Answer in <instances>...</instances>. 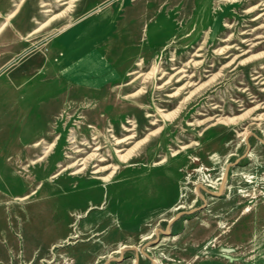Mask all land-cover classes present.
I'll return each mask as SVG.
<instances>
[{
    "label": "rangeland",
    "instance_id": "obj_1",
    "mask_svg": "<svg viewBox=\"0 0 264 264\" xmlns=\"http://www.w3.org/2000/svg\"><path fill=\"white\" fill-rule=\"evenodd\" d=\"M20 1L0 0V264H264V0H71L29 37L67 6ZM106 14L113 74L61 82L32 116L42 99L23 96L56 70L60 29ZM96 143L104 161L56 176Z\"/></svg>",
    "mask_w": 264,
    "mask_h": 264
},
{
    "label": "bare ground",
    "instance_id": "obj_2",
    "mask_svg": "<svg viewBox=\"0 0 264 264\" xmlns=\"http://www.w3.org/2000/svg\"><path fill=\"white\" fill-rule=\"evenodd\" d=\"M20 2H22V0ZM56 2L59 4V6H65L66 5L67 7L61 13L51 17L44 24L41 23L42 25H40V27H38L36 29H33V31L30 34H28L27 37H29V36L33 35L34 33L38 32L43 27L47 26L55 18H58L62 14H65L66 11H68L72 7L71 0L70 1L56 0ZM18 6H19V4H17V6H16V8L14 10L12 9L13 10L12 12H10L7 15H5L4 20L6 22H8L10 20V18H12L14 16V14L17 12V7ZM45 6H46V4H42L41 8H45ZM87 6L90 7V5H87ZM40 10H42V9H40ZM47 11H49V10H46V12ZM260 16H262V14L257 15L256 17L253 18V20L254 21L257 20L258 18H260ZM100 17L101 16H99L96 19H90L88 17V18L85 19L84 22H82L83 23L82 25L81 24L74 25L73 23H68V24H66L64 27H62L60 29V31L58 32L59 36H57L55 38L56 40L53 41L52 45H51V49L54 50L55 52H57L58 55H59V59L58 60L56 59L57 60V64H58L56 70L52 74H49L48 76H46L47 78L45 80L42 79L43 75H45V74L41 70H39L37 72L36 76H35V81L31 82V84L28 85V90L29 91L33 90V92L25 91L26 94L23 96V97L26 98L31 93H34L35 95H38L42 99L41 101H38V102L34 103L33 106H32V109H30V113H31L32 116L36 112L35 110H38V108H44L43 106L45 105L46 102L51 100L52 94L54 92H56V95L58 94V91H59L58 87H59V84H61V82L65 81V80H69V82H78V83H83V84H86V85H97L99 83H102L104 81V79L108 78L111 74H113V72H112V70L110 68V65L107 63V61L106 62L104 61V59L102 58V54H100V52H99V46H98L99 36L97 38L98 40L95 38V33L98 32V31L102 32L105 29V27L108 25V21L111 19L109 14H106V18L102 19V20L105 19L104 22L106 21L105 24L102 27H100V28L95 27V29H93V30H89L88 29L89 27L97 25L98 24L97 20ZM5 25H6V23L1 25L0 31L4 28ZM86 28H87L86 31L82 32L79 35H75L76 34L75 32H77L78 30H82V29H86ZM83 45H84V47H83ZM52 50L50 52H52ZM47 61H48V63L51 62L48 59V57L46 58V62ZM136 65L139 66L140 63L138 62ZM50 66H51L50 69L53 68V64H51ZM154 69L155 68H153V70ZM136 73H137L136 71L132 72V74H136ZM258 77H261V76H258ZM260 80L263 81L261 83L263 85L264 84V77L261 78ZM2 81H5V78H3L1 80V84H4V83H2ZM1 99H2V97L0 98V100ZM32 116L30 117V119L32 118ZM28 124H30V123H28ZM46 129L49 130V128H47V124L44 123V122H39V121H37V123L31 127V131H38V132H43ZM111 131L112 130H108L109 133ZM247 133H248V130H245L244 135H246ZM126 139H130V138L128 137ZM26 140H27V138H26ZM90 140L91 141H98V137H92V139H90ZM43 141L44 140H42V138H41L40 142H43ZM55 141L56 142L61 141V137L57 136ZM116 141L117 140H115V142ZM20 143L25 144L26 143L25 139L21 138L19 140V144ZM74 143H75V140L71 141L70 145H72ZM92 143L90 141H88V142L84 141L83 142V144L85 146V149H87L88 152L92 148L91 147ZM39 144H40L39 142H36L31 147L36 150V149H38ZM56 145L57 144L52 143L51 145H49L46 148V150L44 151V153H43V155L41 157H38L35 160L29 159L28 163L32 164V165H35V163L42 161L46 156H48V153L50 151H52ZM93 145L97 146V147H95L93 149V152L91 154H89L84 159H78L77 161H75L71 165H66L65 168H63V170H61L59 173L56 174V176L57 177L60 176V174H62L64 171L68 170L71 167H73V168L77 167L79 162H81L79 165H82V168L77 170L76 174H78L79 172H81V173L85 172V170L89 167V165L91 163H93L94 161H97V162L104 161L103 157L101 155L99 156V152H100V149H101L100 148V144L96 143V144H93ZM105 150H106V148H105ZM113 150L115 151L114 154H116V158L118 160L125 161V157L126 156L117 154L119 152V151H116L117 149L113 148ZM81 151L82 150H80L78 148H75L72 153L77 155V154H80ZM94 173H96V171ZM41 174L44 175V172H42ZM253 179H254V177L250 178L248 175H245L242 178V181H243V184H249V185L252 184V185H254L255 182H253ZM31 183L33 184L34 181L31 182ZM42 187H44V185ZM75 188H76V186H75ZM18 199H19V201L24 202V201H27L29 199V197H21V198H18ZM66 199H67L66 200V204H65L64 207H62V209H66V208L67 209H77V211H79V210L84 208L85 204H87V203H85V201H82L81 199H78V198L77 199H73V198L67 197ZM124 248H125V246L121 247L119 249V251H121ZM66 264H71V263L66 262Z\"/></svg>",
    "mask_w": 264,
    "mask_h": 264
},
{
    "label": "crops",
    "instance_id": "obj_3",
    "mask_svg": "<svg viewBox=\"0 0 264 264\" xmlns=\"http://www.w3.org/2000/svg\"><path fill=\"white\" fill-rule=\"evenodd\" d=\"M109 78V77H108ZM107 80V78L106 79H104V81L103 82H105ZM100 84V83H99ZM79 85H85V86H87L86 84H83V83H78V82H72V86L73 87H78ZM98 85V84H97ZM88 86H90V85H88ZM91 86H93V85H91ZM96 86V85H95Z\"/></svg>",
    "mask_w": 264,
    "mask_h": 264
}]
</instances>
